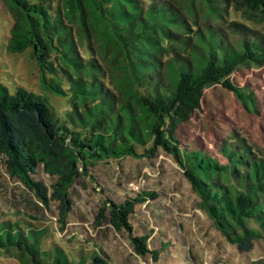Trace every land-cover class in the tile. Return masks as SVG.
Here are the masks:
<instances>
[{
    "label": "trees",
    "instance_id": "16d2710c",
    "mask_svg": "<svg viewBox=\"0 0 264 264\" xmlns=\"http://www.w3.org/2000/svg\"><path fill=\"white\" fill-rule=\"evenodd\" d=\"M6 3L13 20L9 51L30 48L42 88L67 98L69 107L57 117L43 97L23 87L11 94L0 84V157L5 171L45 208L58 203L60 230L74 204V186L87 175L102 192L99 222L124 232L137 256L155 264H169L170 257L180 264L187 258L193 261L190 251L187 258L180 251L169 258L159 256L165 253V236L154 246L141 224V231L132 234L130 215L137 205L149 203L152 215L163 219L158 190L135 192L123 185L120 194L98 166L142 160L160 151L177 163L199 208L228 244L244 254L264 241V158L238 139L222 145V164L202 150L181 147L174 134L215 84L231 91L248 111L254 109L252 93L233 85L229 77L242 66L264 62V0ZM230 8L244 22L229 20ZM99 24L121 59L120 80L112 85L119 98L102 80L97 61L85 58V52L80 56L77 48L82 37L91 36L97 43ZM42 234L25 223L0 220V251L25 264H108L102 250L87 262L69 259L56 246L41 249Z\"/></svg>",
    "mask_w": 264,
    "mask_h": 264
},
{
    "label": "rangeland",
    "instance_id": "374dc122",
    "mask_svg": "<svg viewBox=\"0 0 264 264\" xmlns=\"http://www.w3.org/2000/svg\"><path fill=\"white\" fill-rule=\"evenodd\" d=\"M241 16L229 9V20L244 22ZM12 23L6 0H0V84L6 86L11 94L16 88L23 87L33 95L43 97L56 116L61 117L68 110V100L42 88L38 68L30 56L31 49L27 47L18 53L9 51ZM96 33L97 43L91 36L90 39L82 37L81 47L77 46L79 55L85 52V58L90 56L97 61L103 70L102 80L119 98L113 86L122 74L121 59L115 55V46L104 25H97ZM229 80L241 90L252 93L255 99L253 110L248 111L231 91L215 84L203 92L199 108L175 127L174 134L181 147L202 150L222 164L226 162L220 151L222 145L238 139L264 158V62L238 68ZM2 160L0 157V220L25 223L32 229L42 230L41 249L56 246L69 259L81 258L87 262L98 250H102L108 264H155L148 257H139L134 253L124 232L115 231L107 222H99L103 196L91 177L84 175L74 186L71 194L74 204L69 206L71 210L66 224L60 230L58 203L51 204L50 209L45 208L17 178L5 171ZM98 166L111 176L114 181L112 188L116 192L120 193L124 186L135 192L158 190L163 219L158 221L151 213V205L143 203L135 207L130 221L132 234L141 231L140 224L145 226V233L149 232L148 242L154 243V246L165 236V253H159V256L169 258L180 251L187 258L190 251L193 261L187 258L185 264L264 262V241H257L251 252L242 254L221 237L212 221L199 208L198 197L171 156L159 151L154 157L142 160L127 158L111 161L109 165L101 162ZM99 167L94 168L96 173ZM161 228L163 235L160 234ZM178 235L183 237V247ZM182 249L186 252L182 253ZM168 262L180 264L171 257ZM0 264L25 263L1 250Z\"/></svg>",
    "mask_w": 264,
    "mask_h": 264
}]
</instances>
